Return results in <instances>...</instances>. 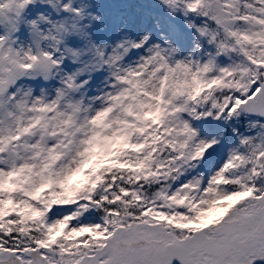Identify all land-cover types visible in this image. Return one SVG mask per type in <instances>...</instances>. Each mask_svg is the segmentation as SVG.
Segmentation results:
<instances>
[{
  "label": "snow or ice",
  "instance_id": "snow-or-ice-1",
  "mask_svg": "<svg viewBox=\"0 0 264 264\" xmlns=\"http://www.w3.org/2000/svg\"><path fill=\"white\" fill-rule=\"evenodd\" d=\"M0 264H264V0H0Z\"/></svg>",
  "mask_w": 264,
  "mask_h": 264
}]
</instances>
